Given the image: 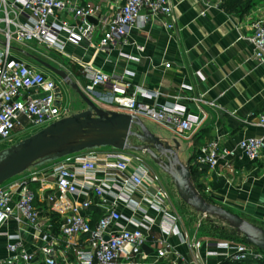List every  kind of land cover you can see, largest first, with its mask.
I'll use <instances>...</instances> for the list:
<instances>
[{"label":"built area","instance_id":"1","mask_svg":"<svg viewBox=\"0 0 264 264\" xmlns=\"http://www.w3.org/2000/svg\"><path fill=\"white\" fill-rule=\"evenodd\" d=\"M95 1L101 0H22L17 7L0 0V13L4 11L0 17L3 43H0V146L11 144L18 130L39 132L70 114L60 83L32 59L21 58L22 52L16 50L14 43L35 53L53 54L60 60L73 59L67 51L69 46L87 44L95 55L133 61L124 48L139 20L148 23L162 17L168 29L174 28L171 0H122L116 15L98 18L102 31L97 37V25L92 22L99 10L93 4ZM200 1L207 9L215 2L219 4L217 0ZM9 7L13 13L8 11ZM65 14H69L70 21L63 18ZM251 30L252 59L264 65L263 16L251 23ZM164 66L167 70L172 67L170 63ZM83 70L87 85L82 91L93 101L108 99L114 111L148 118L180 133H190L198 124V120L186 116V109L178 103L159 105L139 101L138 96L144 92L133 85L127 70L107 73L90 66H84ZM259 123L264 128V115L259 117ZM238 148L255 161L264 149V135L243 140ZM233 155L213 141L200 150L197 163L213 169L220 158ZM48 183L53 188L40 199L39 186ZM169 198L145 167L142 157L131 151H84L44 169L35 168L29 175L0 186V226L12 222L19 232L8 237L7 255L0 264H73L71 255L75 264H143L147 258L143 250L147 234L155 224L149 211L162 214L174 224L168 209ZM39 203L45 208L40 209ZM122 207L131 210L134 216L139 214L141 220L126 218ZM96 211L100 216L94 222ZM54 217L58 218V234L53 232ZM170 230L176 233L174 227ZM20 232L30 234L34 250L25 247ZM199 246V243L190 245L193 249ZM216 247L221 254L209 252V256L222 255L236 262L264 259L261 252L245 243L226 241ZM175 255L167 244L156 248L155 261ZM173 264L191 263L175 260Z\"/></svg>","mask_w":264,"mask_h":264},{"label":"crops","instance_id":"2","mask_svg":"<svg viewBox=\"0 0 264 264\" xmlns=\"http://www.w3.org/2000/svg\"><path fill=\"white\" fill-rule=\"evenodd\" d=\"M6 1L9 6L16 4L20 7L22 4V0ZM217 1L219 4L215 2L207 9L200 0H171L174 8L173 29L164 25L162 17L148 23L139 20L131 29L128 45L124 48L125 53L134 58L133 61L120 60L114 55H95L87 44L82 47L70 46L68 53L73 59L59 60L72 64L76 80L82 79L85 86L84 66L107 73L127 70L133 85L144 92V95L138 96L139 101L182 105L186 109V116L198 120V124L190 133H180L172 126L163 125L169 132L157 136L163 140H177L181 144V161L192 169L198 164L200 150L213 141H218L222 149L233 152V156L220 158L215 168H208L196 183L193 180L192 183L209 202L264 229V149L259 158L252 161L238 148L241 141L264 135V128L259 123V117L264 115V65L252 59L249 42L251 23L264 17V4L263 0H255L250 8L238 7L227 12L224 5L231 0ZM93 4L99 7L96 17L92 19L97 25L98 37L102 31L98 18L116 15L122 0H101ZM8 11L13 13L10 7ZM3 14L4 11L0 17ZM63 18L71 19L69 14ZM19 56L29 59L24 53ZM165 63H170L171 69H165ZM99 92L104 93L103 90ZM94 102H105L107 105H103L104 109L114 110L108 99L98 98ZM211 103L215 106H211ZM160 184L170 196L168 209L175 221L172 224L162 214L149 211L155 224L147 234V251H144L147 258L143 264H157L155 250L167 244L172 246L176 255L159 262L173 264L178 260L191 264H221L227 260L222 255L208 254H221L216 244L226 241L208 236L198 226L193 229L188 218L176 213L178 205L171 192L162 182ZM51 188V183L39 186L40 199ZM38 207L45 208L40 203ZM121 211L126 218L141 220V216H134L131 210L122 207ZM43 215L47 216V213ZM54 218L53 232L58 234V218ZM171 227L176 229L175 234L171 232ZM17 233L18 228L12 222L0 226V260L7 255L8 237ZM20 236L25 247L34 250L30 234L20 232ZM197 243L200 244L198 248L190 247ZM70 260L75 264L72 255Z\"/></svg>","mask_w":264,"mask_h":264},{"label":"water","instance_id":"3","mask_svg":"<svg viewBox=\"0 0 264 264\" xmlns=\"http://www.w3.org/2000/svg\"><path fill=\"white\" fill-rule=\"evenodd\" d=\"M27 56L70 86L85 103L86 109L2 150L0 186L31 168L84 151L111 148L117 151L145 153L172 179L178 196L188 207L206 218L217 217L235 229L246 244L264 252L263 228L251 224L227 209L207 202L199 194L192 183L191 168L181 161V144L177 140L161 139L152 133L138 116L99 108L64 70L42 59ZM143 250L147 251V246H144Z\"/></svg>","mask_w":264,"mask_h":264},{"label":"rangeland","instance_id":"4","mask_svg":"<svg viewBox=\"0 0 264 264\" xmlns=\"http://www.w3.org/2000/svg\"><path fill=\"white\" fill-rule=\"evenodd\" d=\"M263 4H264V0H263ZM13 46L16 48V50H18V51L20 50V52L22 51V53H24L26 55L29 54V55H31V56H33L35 58L42 59V60L50 63L51 65H53V66H55L57 68H61L66 73H68V75L70 76L72 81L77 83L81 89L85 87L84 81H82V79L80 81L76 80V77L74 76V74L72 72V64H66V63L64 64V63H62V62H60V60L58 58H56L53 54H50V53H46V52H42V51H39V52L35 53L33 51L27 50L24 46L16 45V43H14ZM69 47L67 48L68 52H69ZM38 66L40 68L42 67L40 65H38ZM52 76L54 77V79H56L60 83V87H61L62 92H63L64 105L66 106V108L69 109V112H70L69 116H71L72 114H77V113L85 110L86 109V105L82 101L80 96L70 86H67L64 83H63L64 85H62V83L60 82V79L56 75L52 74ZM94 99H96V98H94ZM96 104H97V106L99 108H102V109H104L103 105H107L105 102H97ZM105 110H108V109L105 108ZM141 119L144 121L145 125L150 129V131L152 133H154L155 135H163V134H167L169 132V130L165 126H163L162 124H159V123H157L155 121H152V120H150L148 118H141ZM18 131L19 132L17 133V136H16L15 140L11 144H4V145L0 146V152L2 150H4V149L14 145V143L16 144V143L22 141L23 139H25L27 137V135L31 136V133H32V135H33V132H34V134L37 133L33 129H29V130H27L25 132H21L20 130H18ZM133 142L136 143L134 140H133ZM108 149L111 150V148H99V150H108ZM136 154H139V156L142 157L145 167L152 172L151 174L153 175V177L157 178V180L160 183L162 182L165 185V187L168 188V190L171 192V195H172L171 197L173 198V200L178 205L176 213L179 216L184 217L185 219L188 218V222H190V224L192 225L193 229L196 226L201 228V223L206 217H204L203 215H201L199 213H196L195 211L190 209L186 204H184L181 201L180 197L177 194V190H176V187H175L172 179L167 174L162 172V170L159 167H157L152 162V160L150 159V157L147 154H145V153H136ZM63 159L64 158H62V159H60L58 161H61ZM53 163L54 162H51V163H48L46 165L37 167V169H42L45 166L49 167V166L53 165ZM34 169L35 168L30 169V170L24 172L23 174L18 175L16 177L10 179L6 183L14 181L16 179H20L23 176L29 175L30 172L33 171ZM211 218L218 225H226L225 222L219 220L217 217H211ZM256 250L258 252H261L264 255V252H262V251H260L258 249H256ZM249 260L250 261H254L253 258H250Z\"/></svg>","mask_w":264,"mask_h":264},{"label":"trees","instance_id":"5","mask_svg":"<svg viewBox=\"0 0 264 264\" xmlns=\"http://www.w3.org/2000/svg\"><path fill=\"white\" fill-rule=\"evenodd\" d=\"M254 2H255V0H231L227 3H225L224 6H225V10L227 12H230L232 10L237 9L238 7L246 6L247 8H250L253 6ZM207 170H208V167L205 165H202V164H197L195 169L191 168L193 182L196 183L198 177L202 173L206 172ZM202 197L206 200V198L204 196H202ZM206 201L209 202L208 200H206ZM209 203H212V202H209ZM94 214H95V216H94L93 221L96 222L99 218V211H96V213H94ZM201 229L205 234H207L208 236H210L216 240L231 241V242L236 243V244H239V243H245L246 244L244 238L238 236L235 229L231 228L227 224L226 225H218L211 217L205 218L202 221ZM250 247H252V246H250ZM157 264H166V263L158 262ZM221 264H264V259H261L258 261L247 260V261H242V262L225 260Z\"/></svg>","mask_w":264,"mask_h":264}]
</instances>
